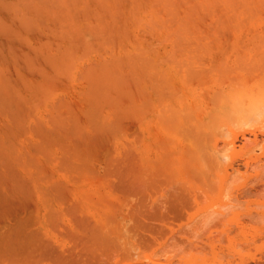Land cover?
Returning a JSON list of instances; mask_svg holds the SVG:
<instances>
[{
  "label": "rangeland",
  "instance_id": "1",
  "mask_svg": "<svg viewBox=\"0 0 264 264\" xmlns=\"http://www.w3.org/2000/svg\"><path fill=\"white\" fill-rule=\"evenodd\" d=\"M0 1V5L2 2H8V5L4 3L5 6H0V74L3 72L2 75H4L3 77L0 75V264H264V10L244 11L242 9L244 12H237L238 10L228 7L231 9L230 11L225 8L227 12L225 9H223L224 12L221 9L219 10L222 12H218L221 3L225 1L223 0V2L220 1L221 3L217 2L219 5L215 9L217 12L191 14L192 17L203 16L198 17L199 20H203L200 22L193 18L196 21V23L193 22L197 24L196 26L189 23L190 27L187 24H185L186 27L184 25L181 27L179 26L181 22H178V27H176V23H173V26L169 24L171 29L164 28V26L161 27L160 32L158 31L160 28L155 25L153 28L157 29H154V33H156L154 36L153 30L150 29L153 22L150 23L148 20H151L152 17L155 19L157 13L159 14L161 11L158 8L166 6L163 3L164 6L157 8L162 3L157 0H153L157 1V6L153 1L148 3L145 2L148 0H136L140 2L141 7L144 5L148 7L146 9L144 6V14H142L143 7L138 11L143 16L141 17L139 14V17L143 19H141L142 22L150 23V27H146H149L150 31L148 29L147 31L145 26L144 28L141 26L147 23L144 24L140 20L139 22L137 16L135 18L139 23H142L139 25L142 29L134 28L138 22L132 21L133 16L130 11H136L133 8L140 7V5L135 6L137 2L134 3V0H129L134 1L133 6H131L132 2L128 3V0H112L113 2L111 0H87L88 6L85 3L86 0L84 2L78 0L79 4L76 3L77 1L71 4L74 1L69 0L68 8H71L70 12L77 14V17H72L73 15L69 17V12H67L68 19L62 17L66 14L59 11V6L56 8L59 13L57 11L55 15L62 16L55 18L53 14L55 11H52L54 5L50 6L52 3L46 2L50 6L47 9L52 7L50 9L52 13L47 11L46 14L44 11L46 5L41 0V3H38V0H33V2L36 5L45 6V8L42 7L44 9L43 17L39 14L41 11L36 12V8H34L35 12L32 7L31 10L28 8L31 4L30 0H28L29 5L25 0ZM10 1L15 2L12 3L15 4L14 7L19 5L17 7H21L22 10L13 9ZM17 1L18 3H16ZM49 1L51 2V0ZM92 1L93 3L95 1L97 5L93 6ZM169 1L174 2V0ZM181 1L184 0H175L176 8L182 5ZM190 1L188 3L191 5ZM19 2H24L23 6L25 4L28 7L25 6V9ZM105 2L110 6L108 7ZM212 2L215 4L216 0ZM111 3L113 6L116 5L115 8ZM235 3L236 0L230 2L231 7L235 6L233 5ZM54 4H56V0ZM63 4L62 6H64ZM217 4L215 5L218 6ZM226 4L228 3L224 2V6ZM242 4L244 3H240V6ZM31 5L33 6V4ZM149 5L155 6L154 8L150 7V12L147 11ZM190 5L186 6L187 9ZM84 6H87V9ZM171 6L172 3L170 6L167 5V12ZM61 8L63 10V7ZM38 9L40 10V8ZM73 9L74 12H72ZM80 9L88 12L83 11V13ZM102 9L106 12H100ZM118 9L123 12L122 16ZM152 9L153 13L156 10L160 11H156L154 16L147 19L149 17L146 13L149 12L150 15ZM184 9L185 6L180 10L183 12ZM16 10L18 11L16 12ZM75 10L76 12L79 10V14ZM172 10L171 8V11L168 12L169 16L170 13H173ZM177 10L175 9L174 13L179 12L178 15L182 13ZM189 10L184 13L187 14ZM233 10L236 12L234 13ZM65 11L66 9H64ZM111 11L113 13L117 11L116 13L119 15L117 16L115 13L112 15ZM23 12L29 18L22 17L21 19L19 15L24 16ZM167 12L165 9L164 15L166 13L168 17ZM28 13L36 16L30 15L31 21L32 17H35L32 21L34 24H29L31 22L28 20L30 19ZM100 13L104 15L101 17ZM138 13L135 12L134 15ZM174 13L171 14L172 17L175 15ZM161 16L160 20L166 17H163V14ZM128 17L132 19L134 25L129 22L130 19L128 21ZM36 18L38 21L35 23ZM64 18L66 22H62ZM157 18V21H160L159 17ZM168 18L165 19L169 22L178 21V19L174 20L176 17L173 19L170 16L171 20ZM39 19L43 22H40ZM108 19L111 23L108 22ZM118 19L121 22L117 21ZM122 20L129 26L125 27ZM197 20L199 23L202 22L201 25ZM24 21L29 24L24 23V25H28L29 31L25 29L26 26L23 27L22 22ZM90 21L95 22L91 24L94 25L93 27H97V29L95 28L96 33H99L97 37L91 34L94 29L88 26ZM157 21H155L156 24ZM204 21L206 22L204 23ZM72 22L74 24L78 22L77 27L76 25L74 27ZM80 22L82 23L79 26L82 27L81 30L78 28ZM37 23L41 25L38 26ZM52 23L54 24L52 25ZM62 23L69 24L73 26L72 28H78L77 32L84 33L87 39L89 36L88 40L92 42V39L99 38L98 36H101L106 28H109L111 36L120 34L119 32L115 34L119 29L120 31L127 29L124 31L125 34H129V36L126 35L127 39L133 37L137 41L132 39L135 42L129 40L126 44L127 39L123 35L120 37L121 39L124 37L123 41L121 40L118 45L116 43L117 47H113L114 42L111 40L115 41V39L108 38L112 43V45H110L111 43L108 45L106 37H110V35L108 33L109 36L105 35L104 38L105 32L101 39H106L107 45L103 48L105 40L101 46L103 43L100 42L101 39H94L95 41L99 40L101 45H96L95 41V44L91 45V42L88 41L90 48L98 46L96 49L89 48V51L93 49L92 52L87 50L90 54L84 52V49L89 45L87 43L86 46H88H84L87 41L84 40L86 38H83L81 41L84 42L85 48L83 46L82 48L86 55L83 53L81 55L84 56H81V42L78 43L79 50V48L77 49V40L73 42V37H71L73 33L75 34L76 29L71 31L70 37L73 43L71 45L69 35L67 34L68 38L65 34L69 30L66 28L69 25L65 27L61 25L62 30L65 28L68 30L64 31L63 35L61 34L62 37L60 36L62 32L59 31L61 29L59 25ZM86 23L87 26H85ZM49 24L51 27L47 26ZM159 24L161 23L159 22L157 26H161ZM163 24H165L164 20ZM14 25H18V27ZM109 25L113 28L111 29ZM99 26L105 29H100ZM120 26L122 27L120 28ZM16 28L17 30L21 29L19 30L21 35ZM99 29L100 32L103 31L100 33ZM50 30H54L53 33ZM87 31H90V34ZM144 31L148 32L147 35ZM157 31L160 33L158 34ZM166 33H168L167 38L164 35ZM77 34L79 33H76V36ZM85 35L84 37H86ZM81 36L80 38H82ZM46 38L51 41L45 40ZM27 39H29V44ZM116 42L118 41L116 40ZM22 43L24 45L26 43V45L23 47ZM69 44L72 47L75 46L77 49L75 53L77 52L76 54H79L81 59H78L79 55L77 57L73 54L76 57H67L71 55V51L75 50L73 47L71 51L70 49L68 51ZM123 44H125L124 48L121 46ZM140 44L139 47L142 49H136L135 45ZM130 45L132 47H129ZM19 46L21 49L18 48ZM36 46H38L36 50H33ZM49 47L50 49H48ZM58 47L62 53L67 48L65 53L68 51L69 55L65 54L66 61L74 60L72 58L78 59L77 62L75 61L74 66L77 67L75 66L74 70L71 65L74 61H71V64L68 63L71 66H67V63H64L66 66L61 65V61L53 63L56 58L61 60L60 56H65L57 52ZM12 48L13 50H11ZM38 50L40 51L38 52ZM147 50L150 51L146 54ZM129 52L133 55L132 57L137 58V62L138 59L140 61L142 59V64L146 62L145 64L149 68L146 70V65L144 64L143 68L139 62L142 70L138 67L139 63L134 66L133 70L137 67L140 74L137 73V76L134 74L138 70L131 72L132 69H130L129 72V68H127L130 66L129 63L134 65L132 62L134 59L128 55ZM127 56H130L132 61L127 58L129 62L126 60L128 63L125 64L124 60ZM51 58L54 59L53 62H47ZM33 60L37 61L34 63ZM62 60L64 62V58ZM115 60L124 63L117 64ZM112 62L120 66L129 64L127 67H123L128 69V71L124 70V72L126 71V74L123 73L125 76L127 72H129L128 74L133 73L134 77L140 76L138 77L139 88L135 86V89L138 90V92L135 91V95L132 94L129 98L130 95H128L126 99L122 96L124 100L121 98L120 101L118 95L115 94L117 91H111V88L116 85L117 87L121 86L119 83L121 78H123L122 82L128 79L130 80L128 82H131L134 78L130 79L129 76L126 79L120 75L117 76L119 78H116V75L120 74L118 66H116L117 73L116 70L113 71L114 69L111 71L114 72V79H118L119 82L115 83L112 80L116 85L112 84L113 87L110 89L108 87L110 85H105L108 89L105 90V86L103 90L101 89L102 83L99 84V82L102 80L100 81L97 72L102 70L105 72L103 65L108 63L112 65ZM57 63L66 68L63 70V68L54 66ZM109 65L107 66L109 67ZM112 66L110 67L113 68ZM36 67L38 68L36 69ZM69 67L73 71H70ZM89 68L92 69V75ZM111 68H108L107 73ZM15 70H18L17 74ZM38 70L41 72L39 71V73ZM26 71L28 73L30 71L32 76ZM95 71H97L96 75ZM122 71L121 69V75H123ZM20 72L22 75H19ZM65 72L66 76H64ZM78 72L83 76L80 74L77 76ZM105 73L103 74L105 75ZM52 75L57 76L58 80L53 79ZM68 75L73 78H69ZM85 75L88 77L85 78ZM133 75L131 74V76ZM18 76H22V78ZM105 77L107 76L105 75ZM105 77H103L104 80ZM4 78L7 81L3 83L1 79L4 80ZM41 78H43V82ZM109 78L111 80L112 77L107 79ZM23 79L24 81H22ZM51 81L52 84H50ZM218 81L220 84L224 81V86L223 84L219 85ZM16 82L17 84H15ZM41 82L46 86L44 87ZM124 82L121 84H127L126 87H128L129 83ZM54 83L56 84L54 85ZM48 85H54V87L51 86L56 91L54 96V91ZM95 85L98 89L95 88ZM218 85L223 88V90L220 89L222 91L219 94L222 98L215 96L216 99L220 98V101L211 98L214 94L212 90L219 91L216 88ZM117 87L116 90L120 92L121 88ZM39 88H41L40 91ZM4 89H8L6 91L10 92V95L14 91L15 95H11L13 100L8 99L10 98L8 97L9 93L4 92ZM113 89L115 90V88ZM126 91L130 93L129 90ZM216 91L214 92L216 93ZM39 92L41 95L44 93L48 100L45 99L44 94L40 96ZM105 92L108 98L110 97L109 99L118 98L116 103L110 100L112 104L109 103L108 106L101 104L105 103L101 99L104 96L106 98ZM207 94L209 95L207 96ZM17 96L19 99L20 97L24 99L18 101ZM39 97H43V100L39 101L41 103L36 106V101L38 103V100H41ZM94 98H97L98 102L102 100L100 105H103V109L97 101H95L97 104L94 102ZM209 98L215 100V103L212 100L209 101ZM34 103L35 105H32ZM49 103H53L52 106ZM93 105L100 107V111H97L98 108H96L97 110L93 112ZM121 108L124 110L122 109V111ZM75 116L76 118H74ZM59 117H62V122ZM69 118L70 120L77 119V123L75 121L73 123ZM94 120H97L98 125L96 122V125L94 124ZM92 121L94 126L90 123ZM108 130L111 132H107ZM86 134L91 137H85ZM82 135L84 136L82 137ZM82 141L84 142L82 143ZM22 183L27 184L30 188L24 184L22 187ZM19 186H21L20 191ZM204 217H208L209 223H204ZM196 227L199 229L197 234Z\"/></svg>",
  "mask_w": 264,
  "mask_h": 264
},
{
  "label": "bare ground",
  "instance_id": "2",
  "mask_svg": "<svg viewBox=\"0 0 264 264\" xmlns=\"http://www.w3.org/2000/svg\"><path fill=\"white\" fill-rule=\"evenodd\" d=\"M20 1H23V0H20ZM25 1L28 2V0H25ZM34 1H35V0H34ZM41 1H42L43 3H45L44 5H46V8H45V6H42L41 4H40V5H36L35 2H33V0H30V1H29L31 4H33V6H32L29 2L27 3L28 5L30 4L29 7H28V5L26 6L25 4H24V6H23L22 3H24V2H19V3H20L25 9H26V7L30 8V10L33 8L34 12H35L36 9H37V11H36L37 13H39V11H41V12L39 13L40 16H42V15H43L42 13H44V12H43V10H44L43 8H45L44 11H46L45 13L47 14V11L50 12V9H51L52 7H51L50 9H47V8H49L50 6H53V5H54L55 9H54V7H53V8H52V11H53V10L55 11V12L53 13L54 16H55V18L58 16V15H57V16L55 15V13L58 11V9L56 10V8H59V7H60V8L63 7V10H61L62 8H61V9L59 8V11H60L62 14H66L67 12H69V13H70V14L68 13V16H69V17H71L72 15H73L72 17H74V16L77 15V14H76V15H75V14H72V13L70 12V10H72V9H71V8H68L69 5H70V3H68L69 0H64V1H67V2H64L63 0H60V1L58 0V2H57V0H56V4H54V3H55V0H51V2H50L49 0H45V2H44V0H41ZM73 1H74V2H73ZM76 1H77V2H76ZM81 1H82V0H81ZM90 1H91V0H90ZM128 1H129V0H128ZM134 1H135V2H134ZM134 1H133L134 3L137 2L136 0H134ZM143 1H144V0H143ZM149 1H153V0H148V1H145V2H148V3H149ZM157 1H158L159 3H160V2H162V3L158 5V3L156 4ZM157 1H156V2L153 1V2H155V3H154L155 6L158 5L157 8L160 7V6H164V5H166V6H164V7H160V8H158V9H161V11H160V10L157 11V10H156L157 8L155 9L157 12L160 11L159 14H158L156 11H154L155 14L157 13L156 16L159 17V20H160V18H162V16H161L162 14H163V17L166 16V13H165V15H164V10L166 9V12H167V10H168V9H167V5H168V4H169V6H170L171 3H172L171 8L173 9V10H172L173 13H174V10H175V9H176V10L178 9L179 11L182 12V10H180V9H183L184 6H185V9H186V10L184 9L183 12H182L181 14H179V15L177 14V13H179V12L174 13L175 15L177 14L178 16H177V15H176V16L174 15L173 17H172V15H171V14H173V13H170L171 18L174 19V17H176L174 20L178 19V21H177V20L174 21V22L170 21V22H172V23H170L169 21H167V19H165V18H168V17H169L168 19L171 20V18H170V16H169V13H168L169 11H171V8L168 7V8H170L169 11L167 12L168 17L166 16V17H164L163 19H161V20H162V22H161V20H160V21H157V20H158L157 17H156L155 19H154L153 17L151 18V16H154L155 14L153 13V9H152V10H151V14H152V15H151V14L149 15L150 7H152L151 5H149V10H147V11H149V12L146 13V15L148 14L147 17H149V18H147V19H150V18H151V20H148V21H149L150 23L153 22V24L151 23V26H152V27L150 28V29L153 30L152 33H154V31H155L158 27L160 28V29H158V31L161 32V27L163 28V27L165 26L164 28H167V27H169V26H171V25L173 26V25H174L173 23H176L175 25H176V27H178V25H179L178 22H181L180 25H179V26H181V27H184L185 24H187V25L189 26V23H191V25L193 24V26H196L197 24H194V23H196V21L193 20V18H194V19H198V17H203V16L192 17L191 14H193V13H198V14H199V13H205V12L210 13L211 11H212V12H213V11L217 12V10H215V9H217V7H219V5L217 4V2H219V3L223 2V0H218V1L216 0V3H215V4L218 5V6H216V5L212 2V1H215V0H203V1H202V0H201V1H198V0L196 1V0H194L195 3L193 2V0H191V1H190V2H191V5H190V3H188L189 0H187V2H185L186 0H184V1H181V3H182V5H183V2H185V3H184L185 5H183V7H181V6H182V5H181V6L179 7V8H180V9H179V8H176L177 5L175 4V0H174V2H172V1L170 2V1H169L170 3L168 2V0H166V2H168V3L164 2V0H163V1H162V0H160V1L157 0ZM177 1H178V0H177ZM220 1H221V2H220ZM229 1L232 3V2L235 1V0H229ZM229 1H228V0L226 1V0H225L224 2H225V3H228L230 6H229L228 4H226L227 6H226V5L224 6V2H223V3H221L222 5L218 8V12L220 11L219 9H221V10L223 11V9H225V8L227 9V11H228V10L230 11L231 9L238 10L237 12H240V11L244 12V11H247V10H248V11H255V10L259 11V10H261V9L264 10V1H261V0H239L240 3L243 2V3L245 4V5L242 4V5H241L242 7L240 6V3L238 4V2H239L238 0H236V3L233 4V5H235V6H232V7H231L232 4H230ZM237 1H238V2H237ZM0 2H1V1H0ZM10 2H11V1H10ZM37 2L39 3L40 0H38ZM46 2L49 3V4H50V3H52V4H50V6H49V4H46ZM63 2H64V4H63ZM69 2H70V1H69ZM72 2H73V3H71V4H74L75 2L79 4V1H78V0H72ZM83 2H84V0H83ZM83 2H82V3H83ZM98 2H99V1H98ZM102 2H103V1H102ZM109 2H110V1H109ZM111 2H113V1L111 0ZM116 2H117V1H116ZM131 2H132V1H129L128 3L130 4ZM133 2H132V5H131V6L134 5ZM4 3H5L6 5H8V2H7V1H6V2H2L1 4L4 5ZM12 3H15V2H11L10 4H12ZM16 3H18V1H17ZM40 3H41V2H40ZM80 3H81V2H80ZM85 3H86V5H87V3H89V2H87V0H86ZM91 3H93V1H92ZM96 3H97V2H96ZM99 3H100V2H99ZM103 3H104V2H103ZM137 3H139V4H137ZM137 3H136L135 6L140 5V2H137ZM151 3H152V2H151ZM163 3H164V5H163ZM177 3H178V2H177ZM179 3H180V2H179ZM187 3H188V4H187ZM57 4H58V5H57ZM59 4H60V5H59ZM62 4H63L64 6H62ZM66 4H67L68 6H67ZM94 4H95V1H94V3H93L92 5H93V6L97 5V4H95V5H94ZM105 4H106V2H105ZM105 4H104V6H105ZM111 4H112V3H111ZM154 4H152V5H154ZM174 4H175V5H174ZM186 4H187V5H186ZM2 5H0V6H2ZM21 5H20V6H21ZM56 5H57V6H56ZM83 5H84V3H83ZM83 5H82V7H83ZM102 5H103V4H102ZM106 5H108V4H106ZM118 5H119V4H118ZM173 5H174V6H173ZM188 5H190V6L188 7V9H190V10H189V12H187V14H186V13H184V12H185V11H188V9H187V7H186V6H188ZM236 5H237V6H236ZM4 6H5V5H4ZM14 6H15V4H12V8H13V9H15V8H19V7H17V6H19V5H16V7H14ZM25 6H26V7H25ZM38 6H39V7H38ZM40 6H41V7H40ZM58 6H59V7H58ZM74 6H75V5H74ZM87 6H88V5H87ZM87 6H86V7H87ZM109 6H110V5H108V7H109ZM112 6H113V4H112ZM112 6H111V7H112ZM114 6H116V5L114 4ZM114 6H113V7H114ZM144 6H145V5H144ZM144 6H142V7H143V10L140 9V8H142L141 5H140V7L137 6V8H136V7L133 8V9H136V11H133V10L130 11V12L132 13V16H133V20L129 18V17H131V16H129V17L127 18L128 21H129V19H130V21H129L130 23H132V21H135V22H136L137 19H138V21L140 20V21L142 22L143 19H142L141 17H143V16L140 14V12L138 11V9L142 10V12H143L142 14H144V13H145V11H144L145 8L148 9L147 6H145V8H144ZM155 6H153L152 8H154ZM222 6H223V7H222ZM238 6H240L239 9H238ZM244 6H245L246 8H245ZM31 7H32V8H31ZM37 7L40 8V10H39ZM42 7H43V8H42ZM66 7H67V8H66ZM71 7H72V6H71ZM84 7H85V6H84ZM86 7H85V8H86ZM96 7H97V6H96ZM105 7H106V6H105ZM108 7H107V8H108ZM129 7H130V5H129ZM228 7H230L231 9H230V8L228 9ZM236 7H237V9H235ZM1 8H2V7H1ZM20 8H21V7H20ZM20 8H19V10L21 11L22 9H20ZM24 8H23V9H24ZM28 8H27V11H28ZM34 8H36V9H34ZM72 8H73V7H72ZM78 8H79V7H78ZM90 8H91V6H90ZM90 8H89V9H90ZM92 8H93V7H92ZM97 8H98V7H97ZM99 8H100V7H99ZM114 8H115V7H114ZM117 8H118V7H117ZM121 8H122V5H121ZM174 8H175V9H174ZM4 9H5V8H4ZM64 9H66L65 12H64ZM74 9H76V8L74 7ZM74 9H73L72 12H74ZM81 9H82V8H81ZM81 9H80V10H81ZM83 9H84V8H83ZM86 9H87V8H86ZM108 9H109V8H108ZM110 9H111V8H110ZM125 9H126V8H125ZM125 9H124V10H125ZM131 9H132V8H131ZM226 9H225V11H226ZM242 9H244V11H243ZM106 10H107V9H106ZM116 10H117V9H116ZM178 10H177V11H178ZM234 10H233V12L235 13L236 11H234ZM262 10H261V11H262ZM9 11H10V10H9ZM9 11H8V12H9ZM17 11H18V10H16V12H17ZM25 11H26V10H25ZM25 11H24V12H25ZM27 11H26V12H27ZM59 11H58V13H59ZM81 11H82V10H81ZM83 11L88 12L87 10H83ZM83 11H82V12H83ZM91 11H93V10H91ZM96 11H97V9H96ZM101 11L104 13L105 10L102 9V10H100V12H101ZM119 11H120V9H118V12H119ZM128 11H129V10H128ZM132 11H133V12H132ZM162 11H163V12H162ZM222 11H220V12H222ZM227 11H226V12H227ZM13 12H14V10H13ZM24 12L22 13L23 15H24ZM26 12H25V13H26ZM75 12H76V10H75ZM78 12H79V10H78L76 13H78ZM105 12H106V11H105ZM111 12H112V11H111ZM111 12H110V13H111ZM116 12H117V11L114 12L115 15H117ZM121 12H122V11H120L119 14H121V16H122V15H123V12H122V13H121ZM135 12H136V13L139 12V13H138L137 15H134ZM223 12H224V11H223ZM14 13H15V12H14ZM37 13H36V14H37ZM50 13H52V12H50ZM83 13H84V12H83ZM92 13H93V12H92ZM92 13L90 14L91 16H92ZM96 13H97V12H96ZM96 13H95V14H96ZM114 13L112 12L111 14L113 15ZM124 13H125V12H124ZM131 13H130V14H131ZM160 13H162V14H160ZM10 14H11V12H10ZM15 14H16V13H15ZM39 14H37V15H39ZM53 14H50V15H53ZM78 14H79V13H78ZM93 14H94V13H93ZM100 14H101V17H102V15H104V14H102V13H100ZM119 14H118V15H119ZM125 14H126V13H125ZM139 14L141 15V17H139V16H140ZM219 14H220V13H219ZM219 14H218V15H219ZM17 15H18V14H17ZM20 15H21V14H20ZM20 15H19V17H21V19H22V17L25 18V19L29 18L28 16H26V14L24 15L25 17H24V16H20ZM27 15H29V13H28ZM30 15L35 16V15H33V14H30ZM30 15H29V16H30ZM44 15H45V14H44ZM81 15L83 16L82 13H81ZM87 15H88V13H87ZM98 15H99V14H98ZM115 15H114V16H115ZM118 15H117V16H118ZM127 15H128V14H127ZM180 15H181V17H182V16H183V17H182V18L179 17ZM195 15H196V14H195ZM201 15H202V14H201ZM208 15H209V14H208ZM208 15H207V17H209ZM215 15H216V14H215ZM13 16H14V15H13ZM15 16H16V15H15ZM15 16H14V17H15ZM45 16H47V15H45ZM45 16H44V17H45ZM60 16H62V15H60ZM60 16H58V17H60ZM68 16H67V14H66V15H64V16H62V17H66V18L68 19ZM105 16H106V15H105ZM108 16H109V18H110V15H108ZM108 16H107V17H108ZM125 16H126V15H125ZM136 16H137V19L135 18ZM160 16H161V17H160ZM184 16H185V17H184ZM3 17H4V16H3ZM10 17H11V15H10ZM35 17H36V16H35ZM35 17H34V18L32 17V21H34L33 19H35ZM37 17H38V16H37ZM42 17H43V16H42ZM47 17H48V16H47ZM50 17H51V16H50ZM76 17H77V16H76ZM79 17H80V16H79ZM86 17H87V16H86ZM89 17H90V16H89ZM123 17H124V16H123ZM144 17H145V15H144ZM178 17H179V18H178ZM189 17H190V19H189ZM191 17H192V18H191ZM212 17H214V16H212ZM216 17H218V16H216ZM16 18H17V17H16ZM39 18H40V17H39ZM45 18H46V17H45ZM45 18H44V20H46ZM53 18H54V17H53ZM87 18H88V17H87ZM98 18H99V16H98ZM98 18H97V19H98ZM112 18H113V16H112ZM120 18H121V17H120ZM180 18H181V21H179ZM218 18H219V17H218ZM17 19H19V18H17ZM36 19H37V18H36ZM40 19H42V18H40ZM40 19H39V20H40ZM48 19H49V18H48ZM61 19H63V18H61ZM77 19H78V18H77ZM85 19H86V18H85ZM89 19H90V18H89ZM103 19H105L104 16H103ZM103 19H101V20H103ZM115 19H116V17H115ZM115 19H114V20H115ZM141 19H142V20H141ZM153 19H154V20H153ZM187 19H188V22H187ZM210 19H211V18H210ZM213 19H214V18H213ZM9 20H10V19H9ZM11 20H12V19H11ZM11 20H10V21H11ZM28 20H29V22H31V23H29V24H34V22L31 21V16H30V19H28ZM42 20H43V19H42ZM42 20H40V22H43ZM58 20L60 21V19H58ZM58 20H56V21H58ZM74 20H75V19H74ZM86 20H87V19H86ZM99 20H100V19H99ZM99 20H95V21H99ZM108 20H109V19H108ZM108 20H107V21H108ZM112 20H113V19H112ZM131 20H132V21H131ZM152 20H153V21H152ZM163 20H164V23H165V24H163ZM165 20H166V22H165ZM182 20H184V21H183V24H182ZM198 20H199V19H198ZM198 20H197V22H198ZM214 20H216V18H215ZM0 21H1V20H0ZM2 21L4 22L5 20H2ZM22 21H23V20H22ZM37 21H38V19L35 21V23H36ZM47 21H48V20H47ZM53 21L55 22L54 19H53ZM92 21H93V20H92ZM103 21H104V20H103ZM117 21L121 22L120 19H118ZM124 21H125V20H124ZM138 21H137V22H138ZM140 21H139V22H140ZM148 21H146V22L143 21V22H142V23H144V24L147 23L146 25H143L142 23H139V22H138L139 24L137 23V26H139L140 24H142L141 26H142L143 28H144V26H145V28H146L147 26L150 27V23H148ZM155 21H157V24L155 23ZM194 21H195V22H194ZM200 21H203V20L200 19L199 22H200ZM217 21H218V19H217ZM220 21H222V20H220ZM25 22H26V21L22 22V24L24 25ZM62 22H66V21H65V18H64V20H63ZM108 22H110V20H109ZM135 22H134V23H135ZM159 22L161 23V24H159V25H161V26H157ZM193 22H194V23H193ZM199 22H198V24L201 25L202 22H201V23H199ZM205 22H206V21H204V23H205ZM0 23H1V22H0ZM17 23H18V21H17ZM17 23H16V24H17ZM26 23H27V22H26ZM72 23L74 24V22H72ZM77 23H78V22H76V24H77ZM87 23H88V22H87ZM87 23L85 24V26H87ZM91 23H92V22L90 21V24H91ZM94 23H95V22H93L92 24H94ZM101 23H102V21H101ZM103 23H104V22H103ZM106 23H107V22H106ZM106 23H105V24H106ZM110 23H111V22H110ZM115 23H116V22H115ZM122 23L125 25V27H128V26H129V25L125 24V23L123 22V20H122ZM167 23H168V24H167ZM4 24H5V23H4ZM7 24H8V23H7ZM27 24H28V23H27ZM29 24H28V25H29ZM37 24H38V23H37ZM37 24H36V25H37ZM39 24H40V23H39ZM39 24H38V26H39ZM43 24H44V23H43ZM53 24H54V23H52V25H53ZM56 24H57V23H56ZM70 24H71V22H70ZM76 24H74V27H75ZM81 24H82V23L80 22V24L78 25V28H79V29L82 28V27H79ZM90 24H88L89 27H93V26H94V25H92V24H91V26H90ZM108 24H109V23H108ZM128 24H129V23H128ZM132 24H133V23H132ZM135 24H136V23H135ZM148 24H149V25H148ZM166 24H167V26H166ZM169 24H171V25H169ZM0 25H1V24H0ZM5 25H6V24H5ZM8 25H10V24H8ZM28 25H27V26H28ZM40 25H41V24H40ZM45 25H46V24H45ZM61 25L65 27L67 24H66V25H65V23L60 24V25H59L60 28L62 27ZM68 25H69V24H68ZM68 25H67V26H68ZM96 25H97V24H96ZM103 25H104V24H103ZM106 25H107V24H106ZM106 25H105V26H106ZM126 25H127V26H126ZM133 25H134V24H133ZM133 25H132V26H133ZM155 25H156V26H155ZM162 25H163V26H162ZM182 25H184V26H182ZM187 25H186V26H187ZM191 25H190V26H191ZM202 25H203V24H202ZM11 26H12V25H11ZM14 26H17V27H18V25H14ZM20 26H21V24H20ZM25 26H26V25H24L23 27H25ZM27 26H26L25 29H28ZM30 26H31V25H30ZM32 26H33V25H32ZM42 26H43V25H42ZM47 26H50V24L47 25ZM100 26H102V25H100ZM100 26H99V28H100ZM105 26H104V27H105ZM109 26H110V25H109ZM114 26H115V25H114ZM130 26H131V25H130ZM137 26H134V28H136L137 30L140 29V28L142 29L141 26H139V27H137ZM153 26H155V27H157V28L155 29V27L153 28ZM186 26H185V27H186ZM190 26H189V27H190ZM193 26H192V27H193ZM6 27H7V25H6ZM9 27H10V26H9ZM43 27H44V26H43ZM50 27H51V26H50ZM52 27H53V26H52ZM59 27H58V28H59ZM64 27H63V28H64ZM72 27H73V26H71V25H69L68 27H66V28H68L69 30L66 29V28L63 29V30H62V28L59 29V31L61 30L60 32H62V33H60V36L62 37L63 32H64V31L67 32L66 30H68L67 33H65V32H64V33L66 34L67 37H68V35H69V37H70V35L72 34V32L75 31L74 29H76L75 34L73 33V34L75 35L76 39L74 38L73 34H72L71 37H73V39H72L73 42H76V40H77V45H78V46H77V49H78L79 46H80L78 43L81 42V44H82V45H81V49H82V50H81L80 55L83 54L84 52H86V53L88 54L89 52H92L93 49H96V47H98V46H96V47L93 48V47L91 46V48H93V49H92L91 51H89V50L91 49V48H90V44H89V42H91V45H92V43L95 44V42H96V45H99V44H100V43H99V40H100L101 38H103V37L105 38L106 36H109V35L111 34V32L109 33V31H110L109 28H106L108 32L105 31V30H106L105 28H100V29H105L104 31L101 30V32L103 31V33L101 34V36H103V34H104L105 32H106L107 34L105 33L103 37L98 36L99 38H97V39H99V40H98V41H95L94 39H96L97 35L99 34V33H98V34L96 33L97 31L95 30V28L97 29V27L95 26V27H93V29H94L95 31L91 28V31H92V30L94 31V34L92 33L93 31L91 32V34L94 35V36H96L94 39H92V40H93V42H92V41H89V40H88V39H89V36H88V39H87V36H86L84 33H83V34L80 33L81 31H80V32H79V31L77 32L78 28H72ZM76 27H77V25H76ZM107 27H108V26H107ZM118 27H119V26H118ZM121 27H122V26H120V28H121ZM123 27H124V26H123ZM149 27L146 28V30L148 29V30L150 31ZM12 28H13V26H12ZM14 28H15V27H14ZM21 28H22V26H21ZM53 28H54V27H53ZM58 28H57V29H58ZM71 28H72V29H71ZM84 28H85V27H84ZM110 28L112 29L113 27L110 26ZM115 28H117V26H115ZM171 28H172V27H171ZM171 28L169 27L168 29H171ZM4 29H5V26H4ZM18 29H19V28H18ZM22 29H24V28H22ZM37 29H38V28H37ZM39 29H40V28H39ZM39 29H38V30H39ZM86 29H87V28H86ZM86 29H85V30H86ZM88 29H89V28H88ZM100 29H99V32H100ZM154 29H155V30H154ZM168 29H166L167 32H169ZM2 30H3V29H2ZM7 30H8V29H7ZM11 30H13V29H11ZM16 30H17V28H16ZM19 30H21V29H19ZM19 30H17V31H19ZM30 30H31V29H30ZM32 30H33V29H32ZM38 30H37V32H38ZM55 30H56V29H55ZM72 30H73V31H72ZM80 30H81V29H80ZM85 30H84V31H85ZM113 30H115V29H113ZM116 30H117V29H116ZM116 30H115V31H116ZM126 30H127V29H126ZM126 30H125V29L122 30L123 32L120 31V29L117 30L115 34H117V33L119 32V33L122 34V35H120V34H118V35H114L115 38H113L114 36H111L112 34L110 35V37H106L107 42H108L107 44L109 45V43H111V42L113 41L115 45H114V44L112 45V43H111L110 45H112L113 47H115V46H116V43H117V45H118V43H120L121 40L123 41V38H124V37H126L125 39H127L128 36H129V34L127 33L128 36H126V35H127V34H125L126 32L124 33V31H126ZM144 30H145V29H144ZM148 30H147V31H148ZM8 31H10V30H8ZM8 31H7V32H8ZM23 31H24V30H23ZM28 31H29V29H28ZM50 31H51V30H50ZM53 31H54V30H53ZM53 31H51V33H53ZM71 31H72V32H71ZM141 31H142V30H141ZM147 31H146V32L144 31V33H145V34L148 33ZM158 31H157V33H158ZM19 32H20V31H19ZM24 32H25V31H24ZM33 32H34V31H33ZM69 32H71V33H69ZM87 32H89V34H90V31H87ZM101 32H100V33H101ZM112 32H113V31H112ZM127 32H129V31H127ZM160 32H159V33H160ZM1 33H2V32H1ZM27 33H28V32H27ZM40 33H41V32H40ZM48 33H49V32H48ZM51 33H50V36H51ZM54 33H55V32H54ZM76 33H79V34H81V35H83V36H81V35H79V34H77V36H76ZM108 33H109V35H108ZM123 33H124V34H123ZM138 33H139V32H138ZM141 33H142V32H141ZM150 33H151V32H150ZM150 33H149V34H150ZM159 33H158V34H159ZM17 34H18V33H17ZM61 34H62V35H61ZM67 34H68V35H67ZM135 34H136V33H135ZM142 34H143V33H142ZM142 34H141V35H142ZM167 34H168V33L164 34L165 37H166ZM8 35H10V34H8ZM20 35H21V32H20ZM22 35H23V34H22ZM35 35H36V34H35ZM39 35H40V34H39ZM42 35H43V33H42ZM58 35H59V33H58ZM58 35H57V36H58ZM78 35H79V36H78ZM84 35H85L86 37H84ZM105 35H106V36H105ZM123 35H124V37H122V39H121L120 37L123 36ZM143 35H144V34H143ZM146 35H147V34H146ZM155 35H156V33H154V36H155ZM164 35H163V36H164ZM25 36H26V35H25ZM36 36H37V35H36ZM46 36H48V35H46ZM52 36H53V34H52ZM60 36H59V37H60ZM64 36H65V35H64ZM80 36H81L82 38H80ZM167 36H168V35H167ZM69 37H68V38H69ZM71 37H70V40L68 39L69 42L71 41ZM111 37H112V38H111ZM117 37H118V38H117ZM141 37H142V36H141ZM141 37H140V38H141ZM143 37H144V36H143ZM151 37H152V35H151ZM165 37H164V38H165ZM8 38H9V37H8ZM14 38H15V37H14ZM23 38L25 39V37H23ZM39 38H40V37H39ZM48 38H50V37H48ZM48 38H46L45 40H47ZM54 38H57V37H54ZM63 38H64V37H63ZM83 38H86L87 40H86V39H84V40L87 41V42L84 43L83 41H81ZM92 38H93V36H92ZM108 38L115 39V41H114V40H111V42H110ZM134 38H135V37H134ZM152 38H154V37H152ZM152 38H151V39H152ZM164 38H163V40H164ZM166 38H167V37H166ZM65 39H66V38H65ZM79 39H80V40H79ZM97 39H96V40H97ZM106 39H101V40H100V42H101V41L103 42V40H105V44H104V42H103V43L101 42L102 45L100 44L101 46H103V44H104L103 48L105 47V45H107V44H106ZM132 39H133V37H132V38L130 37L129 40L132 41V42H135V41H133V40H136V41H137V39H133V40H132ZM141 39L144 40V38H141ZM14 40H15V39H14ZM18 40H19V39H18ZM27 40H28L27 42H28V44H29V39H27ZM40 40H41V38H40ZM40 40H39V41H40ZM78 40H79V42H78ZM116 40H117L118 42H116ZM129 40H128V39L126 40V44H127V42H128ZM157 40L159 41V39H157ZM161 40H162V39H161ZM15 41H16V40H15ZM21 41H22V40H21ZM47 41L50 42L51 40H47ZM47 41H46V42H47ZM72 41L70 42V44L72 43ZM88 41H89V42H88ZM94 41H95V42H94ZM145 41L147 42V40H145ZM149 41H150V40H149ZM149 41H148V43H149ZM158 41H157V42H158ZM27 42H26V43H27ZM41 42H44V41H41ZM41 42H40V43H41ZM49 42H48V43H49ZM52 42H54V41L52 40ZM59 42H60V41H59ZM59 42H58V43H59ZM14 43H15V42H14ZM17 43H19V42H17ZM17 43H16V46H17ZM26 43H25V45H26ZM32 43H33V42H32ZM32 43H31V44H32ZM37 43H38V42H37ZM83 43H84L85 45H84ZM87 43H88L89 47H88V48H85L84 46H86ZM129 43H130V42H129ZM137 43H138V42H137ZM144 43H145V42H144ZM159 43H161V42H159ZM20 44H21V43H20ZM28 44H27V45H28ZM31 44H30V45H31ZM49 44H51V43H49ZM54 44H55V42H54ZM56 44H57V43H56ZM59 44H60V43H59ZM61 44H63V43H61ZM70 44H69V46H68V49H67V48H66V49H67L68 51H69V49H70V51H71L72 48L74 47L75 50L73 49L74 51H73V52L71 51V53H70L71 55H70V56H67V57H70V58H71V56H73V55H77V57H78L79 54H76L77 52L75 53V51H76L77 49L75 48L74 45H73V47L71 46L73 43H72L71 45H70ZM138 44H139V43H138ZM25 45H24V43H22V46H23V47H24ZM35 45H36V43H35ZM64 45H65V44H64ZM75 45H76V43H75ZM83 45H84V46H83ZM88 45H87V46H88ZM124 45H125V44H123V45H121V46L123 47ZM128 45H129V44H128ZM132 45H134V44H132ZM132 45H130L129 47H132ZM147 45L150 46V44H147ZM11 46H12V45H11ZM31 46H32V45H31ZM40 46H41V45H40ZM48 46H49V45H48ZM58 46H60V45H58ZM61 46H62V45H61ZM70 46H71V47H70ZM82 46H83L85 49L82 48ZM87 46H86V47H87ZM93 46H94V45H93ZM112 46H111V47H112ZM135 46H136V49H137V48H140L139 46H141V44H140V45H135ZM149 46H148V47H149ZM152 46H153V45H152ZM12 47H13V46H12ZM28 47H29V45H28ZM37 47H38V46H36L34 49L31 47V50H32V49H33V50H36ZM42 47H43V46H42ZM53 47H54V46H53ZM55 47H56V46H55ZM116 47H117V46H116ZM142 47H144V46H142ZM18 48H20V46H19ZM40 48H41V47H40ZM46 48H47V46H46ZM89 48H90V49H89ZM99 48H100V46H99ZM99 48H98V49H99ZM123 48H124V47H123ZM133 48L135 49V47H133ZM151 48H152V47H151ZM151 48H150V50H151ZM14 49H17V47H16V48L14 47ZM20 49H21V48H20ZM29 49H30V48H29ZM43 49H44V47H43ZM43 49L41 48V50H43ZM48 49H50V47H49ZM64 49H65V48H64ZM66 49H65V50H66ZM83 49H84L85 51H84ZM88 49H89V50H88ZM100 49H101V48H100ZM107 49H108V47H107ZM118 49H119V48H118ZM136 49H135V50H136ZM140 49H142V48H140ZM147 49H148V48H147ZM11 50H13V48H12ZM57 50H58L57 52H60V51H59V47H58ZM61 50H62V49H61ZM65 50H64L63 53H62V52H60V53H62V55H65V54L69 55L68 51H66V53H65ZM79 50H80V48H79ZM87 50H88L89 52H87ZM124 50H125V49H124ZM150 50H149V51H150ZM39 51H40V50H38V52H39ZM45 51H46V50H45ZM45 51H44V53H45ZM62 51H63V50H62ZM83 51H84V52H83ZM97 51H98V50H97ZM105 51H106V50H105ZM137 51H138V50H137ZM149 51L147 50L146 54H147ZM14 52H15V51H14ZM33 52H34V51H33ZM41 52H42V51H41ZM46 52H47V51H46ZM49 52H50V51H49ZM49 52H48V53H49ZM111 52H112V49H111ZM113 52H114V51H113ZM132 52H133V51H132ZM132 52H131V53H132ZM135 52H136V51H134L133 53H135ZM74 53H75V54H74ZM86 53H84V54L86 55ZM101 53H102V52H101ZM124 53H125V52H124ZM15 54H16V53H15ZM20 54H21V53H20ZM20 54H19V55H20ZM31 54H32V51H31ZM52 54H54V53H52ZM72 54H73V55H72ZM89 54H90V53H89ZM98 54H100V53H98ZM127 54H128V53H127ZM150 54H151V53H150ZM42 55H43V52H42ZM54 55H55V54H54ZM54 55H53V56H54ZM57 55H58V54H57ZM60 55H61V54H60ZM80 55H79V58H78V59H81V56H84V55H81V56H80ZM92 55H93V54H92ZM124 55H125V54H124ZM128 55H130L131 57L133 56L132 54H130V52H129ZM134 55H135V54H134ZM29 56H30V55H29ZM38 56H40V55H38ZM44 56H45V55H44ZM125 56H126V55H125ZM130 56H129V57H130ZM9 57H10V56H9ZM23 57H24V56H23ZM49 57H50V56H49ZM54 57H56V56H54ZM61 57H62V59L64 58V62H63L62 59L59 60V58H56V61H55L54 59L51 58V60H50V61H47V62H51V61L53 62V60H54L53 63H56L57 61H58V62L61 61V65H63L64 63H65V64L67 63L66 65L68 66V65H69L68 63H70L71 61H74V63H72V64L70 63V64L72 65L73 70H74V68L77 67L76 65H75L76 67L74 66V64H75V63L77 62V60H78L77 58H76V59H75V58H72V59H74V60L66 61V60H67V58H65L66 55H65L64 57H63V56H60V58H61ZM73 57H76V56H73ZM85 57H87V56H85ZM129 57L127 56V57H125L126 59L124 58V59H125V60H124V61H125V64H127V63L129 62V60L127 59V58H129ZM143 57H145V56H143ZM15 58H16V56H15ZM30 58H32V57H30ZM40 58H41V57H40ZM70 58H68V59H70ZM82 58H83V57H82ZM132 58H133L135 61H134V60L132 61ZM132 58H129V59H131L130 61L134 62V65H133L131 62L129 63L130 66H131V64H132L131 68H130V66L127 67L129 64H128L127 66H126V65H121V66H122V67H121L120 65H116V63L112 62L111 64L115 66V67H113L112 65H109L110 63H108V64H104V63H103V64H104L103 66H105V67H104V70H105L106 73L103 72V70H102L103 68H102L101 66H100V67L102 68V69H101L102 71H101L100 69H98V70H100L101 72L105 73V75H106L107 77H105V75H104L103 73L100 74L101 72H97L98 70L94 72V74L97 72V74H99V76H100V78H99L100 81L102 80V82H99V84H100V83H102V84L106 83V84H104L103 86H102V84H101V89H102V90H103V88H104L105 85H107V86L110 85V86H108L109 89H110L111 87H113L112 84H115L116 82H119V81H120L119 83H120L121 86L118 85V87H117V85L115 84L116 87H117L118 89L121 88V89H119V90H121L120 92H119L118 90H116V87H113V88H115V90H114L113 88H111V91H117L116 93H115V92H114V93L116 94V96L118 95L117 97H119V100H120V101H121V98H122V100H124L123 97H125V99H126V96L130 95V96H128V98H129V97H131L132 94L135 95V94H134L135 91L138 92V90L135 89V88H136V87L139 88V81H140V80L138 79V77H140V76L138 75V77H134L135 75H133V73H130V74H128V73L131 71L130 69H132L131 72H133V71L135 72V70H138V71H136V72L134 73V74H136V76H137V73L140 74L139 69L142 68V66H140V65L142 64V62H141L142 59H141V61L138 59V62H137V58H136V57H132ZM135 58H136V59H135ZM146 58H147V57H146ZM11 59H12V56H11ZM23 59H24V58H23ZM32 59H33V58H32ZM148 59H149V58H148ZM30 60H31V59H30ZM44 60H46V59L44 58ZM126 60H128L127 63H126ZM13 61H14V60H13ZM17 61H18V60H17ZM20 61H21V60H20ZM33 61H34V60H33ZM35 61H37V60H35ZM35 61H34V63H35ZM38 61H39V60H38ZM65 61H66V62H65ZM75 61H76V62H75ZM106 61H108V60L106 59ZM106 61H105V63H107ZM115 61H116V60H115ZM31 62H32V60H31ZM31 62H30V63H31ZM40 62H41V60H40ZM44 62H45V61H44ZM47 62H46V65H47ZM52 62H51V63H52ZM62 62H63V63H62ZM110 62H111V61H110ZM116 62H117V61H116ZM118 62H119V63H118ZM118 62H117V64H121V63L123 64V63H124V62H121V61H118ZM120 62H121V63H120ZM139 62H140L141 64H140ZM15 63L17 64V62H15ZM15 63H14V64H15ZM21 63H22V62H21ZM30 63H28V65H29ZM37 63H39V62H37ZM113 63H114V64H113ZM137 63H139V65H138L139 69H137V67H136V68L133 70L134 66H135ZM145 63H146V62H145ZM145 63H144V64H145ZM59 64H60V63H59ZM65 64H64V66H66ZM144 64H142V65H143V68H144L145 65H146V64H145V65H144ZM19 65H20V63H19ZM21 65H23V63H22ZM21 65H20V66H21ZM26 65H27V64H26ZM32 65H33V64H32ZM35 65H36V64H35ZM43 65H44V64H43ZM61 65H58V63H57L56 65L54 64V66H56V67L58 66V68H60V69L63 68V70H64V68H66V67H64V66L62 67ZM71 65H69V66H71ZM77 65H78V63H77ZM107 65H109V67H108ZM154 65H155V64H154ZM29 66H30V65H29ZM36 66H37V65H36ZM106 66H107L108 68H111L110 66L113 67V68L109 69L110 76L112 77L111 80H110V78L107 79V78L110 77V76H109V73H107L108 68L106 69ZM116 66H118V69L120 70V72H119V70H118V73H120V74L116 75V78H119V77H117V76H119V75H120L121 77H126V79L129 78V76H130V79H131L132 77H134V78H132L131 82H128L129 79L126 80V79L124 78V80H126V81H125V82L123 81V82H124V83H127V82H128L129 85H130V87H129V85H128V87H126L127 84L122 85V84H123V82H122L123 78H121L122 80L120 79L119 81H117L118 79H116V80L114 79V78H115V75H113L114 72L112 73L111 70L114 69L113 71L116 70V73H117V67H116ZM119 66H120L121 69L123 70V71H122V74H123V73L126 74V71H128V69H124L125 67L129 68V72H127V75H126V76H125V74H123L124 76L121 75V69H120ZM21 67H23V66H21ZM34 67H35V66H34ZM39 67H40V65H39ZM42 67H43V66H42ZM42 67H41V69H42ZM47 67H48V65H47ZM56 67H54V68H56ZM82 67H83V66H82ZM93 67H94V66H93ZM123 67H124V68H123ZM37 68H38V67H36V69H37ZM43 68H44V67H43ZM54 68H53V69H54ZM69 68H70V67H69ZM69 68H68V69H69ZM72 68H70L69 70H70V71H73V70H71ZM95 68H97V67H95ZM148 68H149V66L146 65V70H147ZM15 69H17V68H15ZM21 69H22V68H21ZM30 69H31V68H30ZM39 69H40V68H39ZM48 69H49V68H48ZM50 69H51V67H50ZM34 70H35V69H34ZM45 70H46V69H45ZM65 70H67V69H65ZM89 70H90V68H89ZM91 70H92V69H91ZM91 70H90V71H91ZM93 70H94V68H93ZM124 70H126V71L124 72ZM141 70H142V69H141ZM141 70H140V71H141ZM204 70H205V68H204ZM15 71H16V70H15ZM17 71H18V70H17ZM17 71L15 72L16 74H17ZM36 71H37V70H36ZM39 71H40V70H38V72H39ZM51 71H52V70H51ZM60 71H61V70H60ZM84 71H85V70H84ZM155 71H156V70H155ZM159 71H160V70H159ZM162 71H163V70H162ZM6 72H7V71H6ZM26 72L28 73V71H26ZM40 72H41V71H40ZM40 72H39V73H40ZM55 72H56V71H55ZM58 72H59V71H58ZM81 72H82V71H81ZM22 73H23V72H22ZM27 73H26V74H27ZM31 73H32V72H31ZM43 73H44V71H43ZM83 73H84V72H83ZM85 73H86V71H85ZM87 73H90V72L87 71ZM2 74H3V72H2ZM2 74H0V75H2ZM4 74H5V73H4ZM12 74H13V73H12ZM20 74H21V72L19 73V75H20ZM23 74L25 75V73H23ZM28 74L31 75V74H30V71H29ZM33 74H34V71H33ZM35 74H36V73H35ZM55 74H56V73H55ZM59 74H60V73H59ZM59 74H58V75H59ZM61 74H62V72H61ZM79 74L83 76V74H81V73H79V72H78V75H77V76H79ZM90 74L92 75V71H91ZM111 74H112V75H111ZM131 74H132L133 76H131ZM151 74H152V73H151ZM204 74H206V73H204ZM7 75H8V74H7ZM21 75H22V74H21ZM36 75H37V74H36ZM88 75H89V74H88ZM95 75H96V74H95ZM3 76H4V75H2V77H3ZM26 76H28V75H26ZM31 76H32V75H31ZM31 76H30V77H31ZM50 76H51V74L49 75V77H50ZM52 76H53V75H52ZM59 76H60V75H59ZM64 76H66V72H65ZM64 76H63V77H64ZM86 76H87V75H85V78H86ZM102 76L105 77V80H104V78H103ZM207 76H208V75H207ZM0 77H1V76H0ZM15 77H16V76H15ZM18 77H19V76H18ZM20 77L22 78V76H20ZM20 77H19V78H20ZM49 77H46V78L49 79ZM53 77H54V76H53ZM68 77H69V75H68ZM70 77H71V76H70ZM70 77H69V78H70ZM87 77H88V76H87ZM90 77H92V76H90ZM90 77H89V78H90ZM93 77H95V76H93ZM93 77H92V78H93ZM101 77H102V78H101ZM6 78H7V77H6ZM6 78H4V80L1 79V81L4 83L5 81H7ZM28 78H29V77H28ZM28 78H27V79H28ZM31 78H32V77H31ZM31 78H30V79H31ZM33 78H35V77H33ZM64 78H65V77H64ZM71 78H73V77H71ZM95 78H96V77H95ZM97 78H98V76H97ZM135 78L138 79V80H136ZM9 79H10V78H8V80H9ZM42 79H43V78H41V80H42ZM53 79H56V81L58 80L57 76L54 77ZM65 79H66V78H65ZM133 79H134V80H133ZM141 79H142V77H141ZM41 80H40V81H41ZM59 80H60V79H59ZM66 80H68V79H66ZM70 80H71V79H70ZM96 80H98V79H96ZM112 80L115 81V83H114ZM135 80L138 82V84H137V82H136ZM9 81H10V80H9ZM9 81H8V82H9ZM22 81H24V79H23ZM25 81H26V80H25ZM34 81H35V80H34ZM38 81H39V80H38ZM47 81H48V80H47ZM56 81H55V82H56ZM73 81H74V80H73ZM103 81H104V82H103ZM107 81H108V82H107ZM129 81H130V80H129ZM220 81H221V80H220ZM8 82H7V83H8ZM18 82H19V81H18ZM30 82H31V81H30ZM42 82H43V80H42ZM42 82H41V84L43 85ZM45 82H46V81H45ZM96 82H97V81H96ZM109 82H110V84H107V83H109ZM112 82H113V83H112ZM236 82L240 83L241 81H240V82H239V81H236ZM26 83H29V82H26ZM31 83H32V82H31ZM38 83H39V82H38ZM49 83H50V82H49ZM52 83H53V82L51 81L50 84H52ZM60 83H61V80H60ZM60 83H59V84H60ZM91 83H92V82H91ZM121 83H122V84H121ZM131 83H133L134 85H133V84L131 85ZM216 83H217V81H216ZM15 84H17V82H16ZM21 84H22V83H21ZM41 84H39V85H41ZM44 84H45V83H44ZM55 84H56V83H54V85H55ZM96 84H97V83H96ZM135 84H136V85H135ZM218 84H219V85L223 84V86H224L225 82L222 81L221 84H220V82L218 81ZM13 85H14V84H13ZM13 85H12V86H13ZM25 85H26V84H25ZM29 85H30V84H29ZM35 85H37V84H35ZM54 85H53V86L51 85V86L54 87ZM140 85H141V84H140ZM211 85H212V84H211ZM219 85L216 87V88L219 89V91H218V90L216 91V89L213 88L214 90H212V91H213V93H214L215 95L211 92V95L213 94L211 98L220 101V98L216 99L218 96L221 97L219 94H220L221 91L223 90V88H222L221 86H219ZM226 85H227V84H226ZM229 85H230V84H229ZM32 86H33V85H32ZM43 86L45 87L46 85H43ZM48 86H49V85H48ZM51 86H49L50 89L52 88ZM95 86H96V85H95ZM107 86H105V88H106L105 90L108 89ZM124 86H125V87H124ZM132 86H134V87H132ZM135 86H136V87H135ZM19 87H21V86H19ZM40 87H41V86H40ZM49 87H48V88H49ZM98 87H99V85H98ZM123 87H124V88H123ZM14 88H15V86H14ZM23 88H24V87H23ZM27 88H28V87H27ZM95 88H97V86H96ZM208 88H209V86H208ZM2 89H3V88H2ZM17 89H18V87H17ZM25 89H26V88H25ZM28 89H30V88H28ZM42 89H43V88H42ZM97 89H98V88H97ZM101 89H100V90H101ZM132 89H133V90H132ZM134 89H135V90H134ZM210 89H211V88H210ZM220 89H222V90H220ZM6 90L8 91V89H6ZM6 90L4 89V92L9 93V94H8V97H10V98H8V99H12L13 96H11V95H15V94H14V91L11 92V93H13V94L10 95V92H7ZM26 90H27V89H26ZM34 90H36V89H34ZM40 90H41V88H39V91H40ZM44 90H46V89H44ZM47 90H48V89H47ZM52 90L54 91V92H53V96H54V93H56L55 88H54V89L52 88ZM100 90H99V91H100ZM126 90H129L130 93L127 92ZM131 90H132V91H131ZM207 90H208V89H207ZM231 90H232V89H231ZM9 91H10V90H9ZM15 91H16V88H15ZM18 91H19V90H18ZM42 91H43V90H42ZM60 91H61V90H60ZM60 91H59V92H60ZM93 91H94V90H93ZM95 91H96V90H95ZM122 91H124V92H122ZM133 91H134V92H133ZM214 91H216V93H215ZM224 91H225V90H224ZM47 92H48V91H47ZM49 92H50V90H49ZM106 92H107V91H106ZM106 92H105V94H106V98H105V96H104V98H101V99H103V101H105V103L102 102V100H101L100 102H98L99 100H97V98H94V99H93L94 102H95V101L98 102V105H99V106H101V105H100L101 102H102L101 104H103V105H107V106H108L109 103L112 104V102H110V100L113 101V103H116L115 101H116V99H118V98H116V99H114V100H113V98H112V99H109L110 97L108 98ZM217 92H219V93H217ZM20 93H21V92L19 91V95H21ZM25 93H26V92H25ZM91 93H92V92H91ZM96 93H97V92H96ZM110 93H111V92H110ZM114 93H113V94H114ZM117 93H118V94H117ZM123 93H124V95H123ZM207 93H208V91H207ZM17 94H18V93H17ZM22 94H23V93H22ZM31 94H32V93H31ZM43 94H44V93H43ZM43 94L41 95L40 92H39V95H40V96H43ZM89 94H90V92H89ZM120 94H122V95H120ZM217 94H218V95H217ZM44 95H45V94H44ZM86 95H87V94H86ZM91 95H92V94H91ZM93 95H94V94H93ZM99 95H100V93H99ZM136 95H137V94H136ZM138 95H139V94H138ZM208 95H209V94H207V96H208ZM231 95H232V94H231ZM6 96H7V95H6ZM6 96H4V97L6 98ZM23 96H24V95H23ZM23 96H22V97H23ZM33 96H34V95H33ZM45 96H46V95H45ZM96 96H97V95H96ZM109 96H111V95H109ZM122 96H123V97H122ZM215 96H217V97H215ZM18 97H19V96H17V99H19ZM94 97H95V96H94ZM111 97H112V96H111ZM113 97H114V96H113ZM132 97H133V96H132ZM205 97H206V96H205ZM1 98H2V96H1ZM31 98H32V97H31ZM35 98H36V96H35ZM39 98H40L41 100H38V103H37V101H36V106H37L38 104L41 103V102H39V101H42V100H43V99H42L43 97H39ZM48 98H50V97L48 96ZM51 98H52V97H51ZM51 98H50V99H51ZM135 98H136V97H135ZM207 98H208V97H207ZM211 98H209V99H210L209 101L212 100ZM221 98H222V97H221ZM6 99H7V98H6ZM6 99H5V100H6ZM22 99H24V98H21V97H20V99H19L18 101H20V100H22ZM45 99H47V96H46ZM52 99H53V98H52ZM108 99H109V100H108ZM132 99H133V98H132ZM12 100H13V99H12ZM31 100H32V99H31ZM47 100H48V99H47ZM54 100H55V99H54ZM91 100H92V98H91ZM107 100H108V102H107ZM215 100H212V101L214 102ZM8 101H9V100H8ZM23 101H24V100H23ZM26 101H27V100H26ZM32 101H33V100H32ZM45 101H46V100H45ZM45 101H43V103H44ZM117 101H118V100H117ZM125 101H126V100H125ZM133 101H134V99H133ZM209 101H208V102H209ZM219 101H218V102H219ZM5 102H6V101H5ZM50 102H51V101H50ZM52 102H53V101H52ZM94 102H93V103H94ZM97 102H95V103L97 104ZM106 102H107V103H106ZM218 102H217V103H218ZM32 103H33V102H32ZM55 103H56V101H55ZM95 103H94V104H95ZM134 103H135V102H134ZM214 103H215V102H214ZM217 103H216V104H217ZM44 104H45V103H44ZM49 104L52 106L53 103H52V104L49 103ZM49 104H48V105H49ZM91 104H92V103H91ZM117 104H119V103H117ZM32 105H35V103L32 104ZM103 105L101 106V109H103V108H102ZM56 106H57V105H56ZM93 106H94V108H93V112H95L94 110H97L96 108H98V106H97V105H93ZM93 106H92V107H93ZM116 106H117V105H116ZM54 107H55V106H54ZM33 108H34V107H33ZM35 108H38V107H35ZM41 108H42V107H41ZM107 108H109V107H107ZM117 108H118V106H117ZM99 109H100V107L98 108L97 111H100ZM105 109H106V108H105ZM122 109H123V108H121V110H122ZM128 109H129V107H128ZM133 109H134V108H133ZM89 110H90V109H89ZM118 110H119V108H118ZM123 110H124V109H123ZM123 110H122V111H123ZM126 110H127V109H126ZM72 111H73V109H72ZM119 111H120V110H119ZM98 113H99V112H98ZM94 114H95V113H94ZM96 114H97V112H96ZM75 115L77 116V114H75ZM97 115H99V114H97ZM57 116H58V113H57ZM76 116H75L74 118H76ZM94 116H95V115H94ZM104 116H105V115H104ZM67 117H68V116H67ZM71 117H72V114H71ZM61 118H62V117H61ZM61 118L59 117V119H61ZM72 118H73V117H72ZM93 118H94V117H93ZM104 118H105V117H104ZM63 119H64V118H63ZM87 119H89V118H87ZM95 119H97V118H95ZM65 120H66V119H65ZM69 120H70V118H69ZM76 120H77V119H76ZM76 120H75V119H71L70 121H72L73 123H74V121H75V122L77 123ZM53 121H54V120H53ZM60 121L62 122V119H61ZM67 122H68V121H67ZM67 122H65V123L68 124ZM95 122L97 123V120H94V124H95ZM76 123H75V125H76ZM88 123H89V122H88ZM90 123L92 124L93 121L90 122ZM63 124H64V123H63ZM66 124H65V127H66ZM80 124H81V123H80ZM91 124H90V125H91ZM94 124H92V125L94 126ZM116 124H117V122H116ZM81 125H83V124H81ZM95 125H96V124H95ZM97 125H98V123H97ZM99 125H101V124H99ZM71 126H72V125H71ZM76 127H77V125H76ZM88 127H89V126H88ZM61 128H62V127H61ZM73 128H74V127H73ZM77 128H78V127H77ZM83 128H84V126H83ZM85 128H86V125H85ZM66 129H68V128L66 127ZM70 130H71V128L69 129V132H70ZM93 130H94V129H93ZM105 130H106V129H105ZM112 130H113V129H112ZM72 131H74V130H72ZM82 131H83V130H82ZM107 132H111V131L108 130ZM97 133H98V130H97ZM97 133H96V134H97ZM74 134H75V133H74ZM81 134H83V133H81ZM84 134H85V133H84ZM101 134H102V133H101ZM103 134H105V133H103ZM108 134H110V133H108ZM77 135H78V134H77ZM83 136H84V135H82V137H83ZM88 136L91 137L90 135H88ZM88 136H87V134H86L85 137H88ZM104 136H105V135H104ZM78 137H79V135H78ZM79 138H81V136H80ZM97 138H98V137H97ZM101 138H102V137H101ZM103 138H104V137H103ZM106 138H107V137H106ZM86 140H87V139H86ZM99 140H100V139H99ZM90 141H91V140H90ZM92 141H94V140H92ZM79 142H81V140H79ZM83 142H84V141H82V143H83ZM85 142H86V141H85ZM85 144H86V143H85ZM87 144H88V143H87ZM0 159H1V156H0ZM2 159H3V158H2ZM3 162H4V160H3ZM3 162H2V164H3ZM4 164H6V163H4ZM24 183H25V182H24ZM24 183H22V187H23L24 185H27V184H24ZM23 184H24V185H23ZM19 187H20V189H19V191H20V190H21V186H19ZM27 188H30V186L27 185ZM17 190H18V187H17ZM27 190H28V189H27ZM19 191H18V193H19ZM19 194H20V193H19ZM27 194H29V193H27ZM207 220H208V217H204V221H205V222H204V221H203V222L206 223V222L209 221V220H208V221H207ZM198 221H199V220H198ZM203 222H202V223H203ZM208 223H209V222H208ZM208 223H207V224H208ZM193 224H194V223H193ZM198 224H199V223H198ZM190 225H191V224H190ZM199 225H200V224H199ZM203 225H204V224H203ZM194 226H195V225H194ZM201 226H202V225H201ZM197 227H198V226H197ZM197 227H196V229H197L196 234H197V232L199 231V229H198ZM199 228H200V227H199ZM194 229H195V228H194ZM200 229H201V228H200ZM185 230H186V229H185ZM188 230H189V229H188ZM191 231H192V230H191ZM191 231H190V232H191ZM192 232H194V231H192ZM190 235H191V234H190ZM187 236H188V235H187Z\"/></svg>",
  "mask_w": 264,
  "mask_h": 264
}]
</instances>
